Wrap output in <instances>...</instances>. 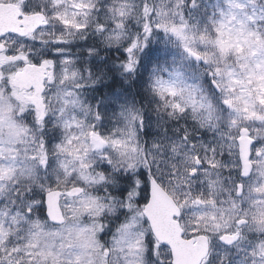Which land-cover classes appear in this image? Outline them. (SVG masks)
<instances>
[{
  "label": "snow or ice",
  "instance_id": "6c2138e0",
  "mask_svg": "<svg viewBox=\"0 0 264 264\" xmlns=\"http://www.w3.org/2000/svg\"><path fill=\"white\" fill-rule=\"evenodd\" d=\"M0 264H264V0H0Z\"/></svg>",
  "mask_w": 264,
  "mask_h": 264
}]
</instances>
